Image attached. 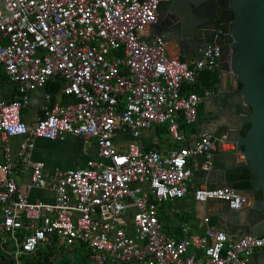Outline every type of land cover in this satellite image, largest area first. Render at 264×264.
Returning a JSON list of instances; mask_svg holds the SVG:
<instances>
[{
  "label": "built area",
  "instance_id": "1",
  "mask_svg": "<svg viewBox=\"0 0 264 264\" xmlns=\"http://www.w3.org/2000/svg\"><path fill=\"white\" fill-rule=\"evenodd\" d=\"M169 1L0 0V67L18 87L13 100L0 98V135L24 138L19 155L31 169L27 190L47 188L55 196L51 202L30 200L17 184L11 148L5 146L0 242L15 248V259L56 239L85 245L94 264H249L264 246V235L234 239L214 227L180 239L163 231L158 208L186 196L192 158H205L198 165L203 171L213 168L218 147L244 160L235 141L213 132L166 153L138 142L143 129L161 125L183 142L180 121L195 123L199 105L214 94L183 92V86L218 68L220 45H209L188 64L151 30L160 4ZM47 84L58 92H45L41 114L29 126L22 109L30 93ZM61 95L69 99L63 102ZM68 135L88 145L94 139L96 158L84 167L46 173L43 161L32 160L35 139ZM193 195L199 203L228 200L234 210L249 202L230 185L199 186Z\"/></svg>",
  "mask_w": 264,
  "mask_h": 264
},
{
  "label": "crops",
  "instance_id": "2",
  "mask_svg": "<svg viewBox=\"0 0 264 264\" xmlns=\"http://www.w3.org/2000/svg\"><path fill=\"white\" fill-rule=\"evenodd\" d=\"M184 7V0H174L168 12L173 13L175 11H180L184 9ZM166 41L168 52L180 58L181 41L179 39H166ZM206 71L209 70L200 73L195 84H185L183 86L185 92L196 91L201 93L204 90L214 91L211 97L207 98L199 105L198 119L195 123L186 124L183 120L180 121V130L185 135L184 141H177L169 132L167 125L154 126L142 130L138 142L143 148L157 149L166 153L173 148L192 145L203 131L213 132L216 136L226 135L228 138H234L235 132L229 129L228 124L232 122L233 126H240L241 123L238 122L235 117L231 116L226 108H222L221 111L213 109L215 105L211 102V98L217 95L220 88V80L218 79L215 85L209 86L205 83L204 74ZM211 71L217 72L219 78L218 68ZM229 84L230 89H227V91L231 94L235 91L237 86L232 76L230 77ZM224 88H227V86L224 85ZM56 89L54 85L51 90H48L45 86L30 93L29 102L23 107L21 112L22 119L26 121L29 126H33L37 122L38 116L41 114L45 92L50 91L55 94L58 92ZM17 90V84L11 82L7 78L4 69L0 67V98L11 101L14 99ZM59 98L63 102L69 99L63 95L59 96ZM23 139L22 136L4 138L0 135V164L5 160V146H10L11 158L15 166L14 177L18 186L23 192L28 194L32 201H54L55 196L53 192L47 188H32L29 191L27 190L26 186L29 182L31 169L28 166H24L20 161V143ZM126 139H130V136H126ZM34 143L35 146L31 152L32 160L43 161L45 163V171L49 174L55 169L66 170L72 168L69 163H66L67 156L72 152L77 154L79 146L82 147L81 150L83 152L81 151V153L83 154L87 149H92L93 151V144L96 142L93 141L91 144L87 145L82 138L68 135L64 140L37 138ZM76 144L77 146H75ZM96 156L97 155L94 154L88 158H83L82 166L84 167L86 165L88 159L96 158ZM204 159V157H196L192 158L189 162L194 175L186 196L181 199L163 201L158 208V215L163 224V231L169 236L180 239L192 234L203 235L207 232L209 227L226 231L225 225L227 221L220 211V202L199 203L195 200L193 193L194 189L199 186L210 187L223 185L222 175L225 176L227 185L235 187L234 183L231 181V175L241 172V168L244 166H240L239 164L243 159L234 151H224L218 147V149L212 151L213 168L210 171H203L198 168V165L200 162L204 161ZM251 189H253V187ZM258 190L260 189L255 190L254 196L249 194V189L241 190L249 199V204L246 205L245 208L249 205H253L255 199H259L256 197ZM212 203L214 205L211 206L210 204ZM205 217L210 218L208 223L204 221ZM129 231H131L130 227ZM245 234L249 233L245 232ZM229 236L232 237L231 235ZM14 250L15 248L9 244L3 246L0 242V261L4 264H94L93 255L88 251L86 246L81 243L68 246L56 239L50 244L41 246L35 253L20 256L18 259H15L11 255V252H14Z\"/></svg>",
  "mask_w": 264,
  "mask_h": 264
},
{
  "label": "water",
  "instance_id": "3",
  "mask_svg": "<svg viewBox=\"0 0 264 264\" xmlns=\"http://www.w3.org/2000/svg\"><path fill=\"white\" fill-rule=\"evenodd\" d=\"M171 3L160 4L159 20L151 30L165 39H179L180 60L188 64L200 59L209 45H220V88L211 98L213 109L226 108L241 123L240 126L228 124L235 132L234 138L228 139L237 142L243 151L244 160L239 165L253 173L254 185L249 194L254 196L256 189L263 191V198L239 210L230 209L228 200H220V211L227 221L226 232L234 239L245 232L264 235V0H190L185 7L191 11L189 17L178 23L174 12H168ZM206 21L213 23L214 28L205 25ZM231 76L237 86L229 94ZM246 124L250 126L242 133ZM93 145V153L97 154L99 148L96 143ZM222 177L220 186H225L226 178ZM253 256L254 264H264V254Z\"/></svg>",
  "mask_w": 264,
  "mask_h": 264
},
{
  "label": "trees",
  "instance_id": "4",
  "mask_svg": "<svg viewBox=\"0 0 264 264\" xmlns=\"http://www.w3.org/2000/svg\"><path fill=\"white\" fill-rule=\"evenodd\" d=\"M204 76H205V83H207L209 86L215 85L219 79L217 72L211 70L206 71ZM240 86H242V83L240 84ZM46 87L48 90H51L53 88V85L47 84ZM183 92H185L184 87H183ZM249 126L250 124H246L242 129V133H245L249 128ZM253 178L254 176L252 171L248 169L246 166L241 168L240 173L231 175V181L234 183V186L240 190L251 189L253 187V183H252ZM256 197L259 199L263 198V191L261 189L257 191Z\"/></svg>",
  "mask_w": 264,
  "mask_h": 264
},
{
  "label": "flooded vegetation",
  "instance_id": "5",
  "mask_svg": "<svg viewBox=\"0 0 264 264\" xmlns=\"http://www.w3.org/2000/svg\"><path fill=\"white\" fill-rule=\"evenodd\" d=\"M171 1H174V0H171ZM190 2V0H184V3H185V7H187V4ZM185 7H184V9H182V10H180V11H175L174 12V16H175V21H176V19H178L176 22L178 23L179 21H181V22H183V20L182 19H185V18H187V17H189V13L191 12V11H189V10H185ZM202 10V9H201ZM202 12H203V10H202ZM209 11L207 10V12L206 13H208ZM173 22L174 24V26L176 25V22ZM205 25H207V26H209V27H211V28H214V26H213V23H211L210 21H206V23H204ZM187 33V32H186ZM189 33V32H188ZM187 33V34H188ZM190 34H192L191 32H190ZM254 254H258V255H260V254H264V246L262 247V248H260V249H257V250H255V252L253 253V255ZM252 255V257H251V259H250V261H252V263H249V264H254V256Z\"/></svg>",
  "mask_w": 264,
  "mask_h": 264
},
{
  "label": "rangeland",
  "instance_id": "6",
  "mask_svg": "<svg viewBox=\"0 0 264 264\" xmlns=\"http://www.w3.org/2000/svg\"><path fill=\"white\" fill-rule=\"evenodd\" d=\"M93 141H95V140H91V142H93ZM75 146H77V144ZM81 148L82 147L79 146V149L77 150V154L75 152L74 153L72 152L66 158L67 159L66 163H69L72 168L83 167L82 166V159L83 158H88V157L94 155L92 149H87L84 154L81 153V151H82Z\"/></svg>",
  "mask_w": 264,
  "mask_h": 264
}]
</instances>
